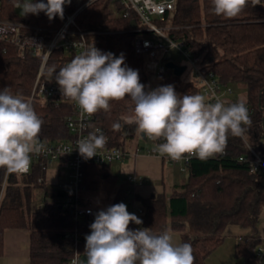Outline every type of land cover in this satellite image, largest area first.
<instances>
[{
	"label": "trees",
	"instance_id": "16d2710c",
	"mask_svg": "<svg viewBox=\"0 0 264 264\" xmlns=\"http://www.w3.org/2000/svg\"><path fill=\"white\" fill-rule=\"evenodd\" d=\"M17 1L4 0L5 14L1 17L40 27L61 25L58 16L50 21L44 12L22 16L18 12L20 8H15ZM212 8V0H177L170 35L184 38L187 49L201 57L206 71L215 73L223 85L246 87L247 98L243 103L252 113H249L251 124L245 126L244 137L229 135L222 154L206 160H191L185 166L188 181L175 187L169 196L165 193L150 198H141L136 193L133 196L129 193L132 186L126 179L120 181L113 174L111 164L88 162L83 183L88 197L85 202L94 207L91 197L97 194L104 195L109 206L125 203L127 210L135 202L142 210L137 217L143 223H130L129 228H150L154 234L164 231L180 234L181 242L192 245L194 264H207L208 258L224 242L229 226L249 230L250 235L241 238L237 245L236 258L242 264L252 263L255 248L261 243L259 225L264 214V175L251 172L252 150L264 156V0L255 6L249 0L243 12L232 19L215 15ZM119 10H122L120 5ZM133 19L124 17V12L117 14L111 0H97L81 13L79 21L85 29L94 32L91 41L97 49L111 52L115 57L123 54L125 65L138 70L140 82L145 85V91H149L150 75L145 69L144 58L135 53L128 32ZM61 54V50H57L49 66L57 65ZM41 63L38 55L22 57L17 47L0 42V90L8 88L11 94L29 101ZM169 84L180 95L200 94L199 86L189 76L159 78L155 81V89ZM31 104L43 121L40 142L71 137L63 118L73 113V106L69 103L58 106ZM133 108V102L126 97L112 101L110 111L101 110L93 115V122L103 130L110 146L128 150L127 144L140 136L135 124L126 123L133 115ZM114 123L121 124L119 131L113 130ZM163 142L156 140L158 144ZM40 175L41 172L34 170L25 176L26 186L22 192L18 175L7 176L6 170L0 169V256L4 253L5 231L27 228L30 231V264H68L76 250L83 261L85 236L90 234L94 219L76 227L59 207V199H55L57 194L51 188L47 189L50 199H44V206L37 208L31 199V186Z\"/></svg>",
	"mask_w": 264,
	"mask_h": 264
},
{
	"label": "clouds",
	"instance_id": "9594fccd",
	"mask_svg": "<svg viewBox=\"0 0 264 264\" xmlns=\"http://www.w3.org/2000/svg\"><path fill=\"white\" fill-rule=\"evenodd\" d=\"M253 6L260 0H251ZM71 0H23L16 7L23 14L44 12L51 21L63 19L64 6ZM249 0H212L217 16L232 19L239 16ZM53 77L55 68H50ZM62 97L74 101L81 118L103 110L110 111L112 101L126 97L134 104L133 115L126 123L135 124L137 131L150 140H163L157 151L173 160L185 155L206 160L222 154L229 135L243 138L245 126L251 124L243 102L227 103L219 96L207 101L203 95H180L173 85L145 91L138 70L125 65L124 55L115 57L94 45L75 56L55 75ZM43 121L28 100L13 95L8 88L0 90V169L8 174H26L31 166V154H40L44 145L39 135ZM119 131L120 123L112 125ZM107 138L100 129L77 141L82 157L91 159L102 149ZM130 223L143 221L117 203L96 213L85 236L83 255L86 264H194L190 243H174L169 231L154 234L150 228H129ZM82 264L84 262L82 261Z\"/></svg>",
	"mask_w": 264,
	"mask_h": 264
},
{
	"label": "built area",
	"instance_id": "2783aa9c",
	"mask_svg": "<svg viewBox=\"0 0 264 264\" xmlns=\"http://www.w3.org/2000/svg\"><path fill=\"white\" fill-rule=\"evenodd\" d=\"M22 1L18 0L17 3ZM95 1L97 0H71L70 4L64 6L63 19L58 16L61 25L49 28L30 25L22 20L1 17V14H5V9L4 0H0V42L17 47L22 57L33 54L42 59L29 101L41 105L52 104L58 106L62 103H69L73 106V113L63 118L71 137L54 142H41L44 149L40 154H31L29 171L26 174H17L20 179L21 191L24 192L25 189L23 178L31 175L34 170H38L41 175L36 184L31 186V199H42L36 207H43L44 199H50L47 195V189L51 188L57 194L55 199H59L57 201L59 207L71 217L76 227L95 219L96 213L101 210L89 206L85 202L88 199L83 185L85 165L88 162L97 165H109L117 161L124 162L131 155V152L126 148L112 147L106 140L105 146L102 149H97L94 157L91 159L82 157L77 149V141L86 138L89 132L97 128L104 135L103 130L93 122V116L81 118L76 103L62 97L59 86L55 81V75L60 68L94 45L91 41V35L94 32L85 29L79 18L81 13ZM111 1L117 14L124 12V17H134L132 23L134 22L136 27L131 26L128 32L131 35L135 53L144 58L145 69L150 75V81L147 84L149 90L155 89V81L159 78L169 80L178 77L173 69L167 67L168 62L182 66L171 56L172 51L177 50L184 55L187 61L182 76H189L194 79L199 86L200 95H203L207 101H212L215 94L227 103H231L228 97L233 93L232 88L223 85L215 73L206 71V65L202 63V58L195 56L187 49L184 38L170 35L177 0ZM44 2H47V0H44ZM16 4L15 8L19 9ZM118 5L122 7V10L118 11ZM57 50L62 52L61 56L58 57L57 65L49 66V61L53 59V54ZM50 68L56 69L53 77L49 74L48 70ZM246 107L248 112L252 113V109L247 105ZM145 140L151 144L144 148L137 147L136 153L158 156L171 165L181 163L183 169L191 160L197 158L185 155L180 160H173L156 150L158 146L156 140H150L146 137ZM252 152L254 158L251 161V172H259L264 175V156L253 150ZM240 160L243 161L244 159L241 158ZM52 176L53 179L51 180ZM126 181L132 186L129 193L134 196L137 185L141 184L140 178L136 175H129ZM132 199H135V197ZM25 211H27V208H25ZM128 211L136 216L142 213L135 202L131 203ZM262 222L264 224V214ZM76 235L77 233H75ZM260 239L261 243L254 251L255 261L252 263L245 261L243 264H264V233H260ZM75 240L77 246V237ZM68 264H82V258L77 250Z\"/></svg>",
	"mask_w": 264,
	"mask_h": 264
},
{
	"label": "crops",
	"instance_id": "0c3cea01",
	"mask_svg": "<svg viewBox=\"0 0 264 264\" xmlns=\"http://www.w3.org/2000/svg\"><path fill=\"white\" fill-rule=\"evenodd\" d=\"M143 138L145 139V137ZM139 144L143 143L141 141H132L127 144V148L131 152V155L123 163L126 170L130 171L129 173H133L130 175H136L141 180V184L137 185L135 189L136 195L141 198H150L163 193L167 194L165 189L166 181L171 179L166 180V174L171 173L172 169L169 168L174 167V165L167 163L158 156L136 153ZM147 144L150 145L149 143ZM50 179L52 180L53 176ZM175 187L177 186L172 188L169 195L172 194ZM40 200L42 199H33L35 205H37ZM25 208H27L26 205ZM170 234L174 238V243H182L180 234L176 232H170ZM243 237H246V235L233 236L230 232L228 234L226 233L224 242L208 258L207 264H237L236 248ZM0 264H30L29 229H8L5 231L4 253L0 256Z\"/></svg>",
	"mask_w": 264,
	"mask_h": 264
},
{
	"label": "rangeland",
	"instance_id": "374dc122",
	"mask_svg": "<svg viewBox=\"0 0 264 264\" xmlns=\"http://www.w3.org/2000/svg\"><path fill=\"white\" fill-rule=\"evenodd\" d=\"M18 12L22 16L24 15L21 8L18 10ZM171 56L175 61L179 62L182 66L187 65V61H186L184 55L182 53H180L179 51H177V50L172 51ZM231 87L233 89V93L230 94L228 97L230 100H236L239 102H243L246 100L247 91H246V87L244 85L235 84V85H232ZM135 141H137V142L141 141L143 143V144H139L137 147H147L148 146V144H147L148 142L145 141V139L142 137V134H140V136ZM149 144H151V143H149ZM123 163L124 162H122V161H117V162H114L111 164L113 174H115L120 181L127 179V177L130 174H133V173H129L130 171L126 170V167L124 166ZM169 169H172V170H171V173L166 174V177H167L166 180L171 179L169 181H166V185H165L167 196H169V194H170V192L174 186H182L189 179V173H188V171L185 170V168L183 169V165L181 163L174 164V167H171ZM91 201H92V205L94 206V208H99L101 210L106 209L110 204L107 201V198L102 194L93 195L91 197ZM263 225L264 224H263L262 219H261V223L259 225V231L261 233H264ZM229 232L233 236H238V235L248 236V235H250L249 230L241 229L240 227L235 226V225H231L228 227V230L226 231V233L228 234ZM236 262H237V264H242V262H240L238 260H236Z\"/></svg>",
	"mask_w": 264,
	"mask_h": 264
},
{
	"label": "water",
	"instance_id": "95a60500",
	"mask_svg": "<svg viewBox=\"0 0 264 264\" xmlns=\"http://www.w3.org/2000/svg\"><path fill=\"white\" fill-rule=\"evenodd\" d=\"M132 27H136V24H135L134 22L132 23ZM167 67H168L169 69H173L174 72H175V74H176L178 77L182 76V74L184 73V71H185V69H186L185 66H177V65H175V64L172 63V62H168V63H167ZM142 136H143V135H142ZM143 137H145V136H143ZM86 260H87V258H86V257H83V261H84V263H86Z\"/></svg>",
	"mask_w": 264,
	"mask_h": 264
}]
</instances>
